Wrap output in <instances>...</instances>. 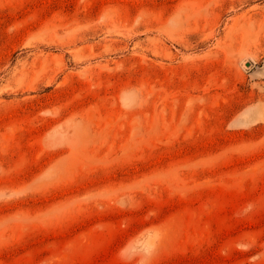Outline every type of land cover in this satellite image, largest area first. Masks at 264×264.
I'll return each instance as SVG.
<instances>
[{
  "label": "rangeland",
  "instance_id": "obj_1",
  "mask_svg": "<svg viewBox=\"0 0 264 264\" xmlns=\"http://www.w3.org/2000/svg\"><path fill=\"white\" fill-rule=\"evenodd\" d=\"M0 264H264V0H0Z\"/></svg>",
  "mask_w": 264,
  "mask_h": 264
}]
</instances>
